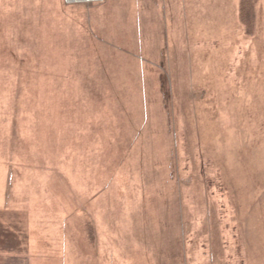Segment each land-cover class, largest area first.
Listing matches in <instances>:
<instances>
[{"label": "rangeland", "instance_id": "rangeland-1", "mask_svg": "<svg viewBox=\"0 0 264 264\" xmlns=\"http://www.w3.org/2000/svg\"><path fill=\"white\" fill-rule=\"evenodd\" d=\"M242 6L0 0V235L24 264H264V0Z\"/></svg>", "mask_w": 264, "mask_h": 264}, {"label": "trees", "instance_id": "trees-1", "mask_svg": "<svg viewBox=\"0 0 264 264\" xmlns=\"http://www.w3.org/2000/svg\"><path fill=\"white\" fill-rule=\"evenodd\" d=\"M246 5H247V0H243V6L241 8L242 9L241 17L244 21H248L247 18H249L250 15V14L248 15L250 11L247 12L248 10L246 8ZM245 12L247 13V15ZM251 30L252 29H249V32H251ZM0 237L2 238L4 237V239L6 240L5 247H7L6 248V251L8 252L7 257L9 256L10 259H12L16 264L26 263L25 261L28 260V257L26 256L28 255H25L22 252L27 251V244L24 242V239L23 240L21 239L22 237L20 236V232L17 231L14 226H9L8 230L6 231V234L4 231L2 235H0ZM15 251L20 252V254H12V252Z\"/></svg>", "mask_w": 264, "mask_h": 264}, {"label": "crops", "instance_id": "crops-1", "mask_svg": "<svg viewBox=\"0 0 264 264\" xmlns=\"http://www.w3.org/2000/svg\"><path fill=\"white\" fill-rule=\"evenodd\" d=\"M105 1L108 2L109 0H105ZM110 1H113V3L116 4V3L120 2L121 0H110ZM257 1H258V3H260V0H257ZM261 3H263V2H261ZM262 13H263V15H261L260 11H258V9H257V16H256L257 23L259 25L262 24V27H263L264 26V10ZM261 18H262V20H261ZM232 20H234L236 23H238V25H235L234 29H241L242 28L241 21L239 20V14L236 13V15L233 16ZM260 20H261V23H260ZM234 21H233V23H234ZM229 27H232V25Z\"/></svg>", "mask_w": 264, "mask_h": 264}, {"label": "built area", "instance_id": "built-area-1", "mask_svg": "<svg viewBox=\"0 0 264 264\" xmlns=\"http://www.w3.org/2000/svg\"><path fill=\"white\" fill-rule=\"evenodd\" d=\"M103 0H66L70 4H80V3H98Z\"/></svg>", "mask_w": 264, "mask_h": 264}]
</instances>
